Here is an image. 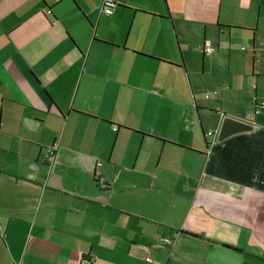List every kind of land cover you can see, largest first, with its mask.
Segmentation results:
<instances>
[{
  "label": "crops",
  "instance_id": "crops-1",
  "mask_svg": "<svg viewBox=\"0 0 264 264\" xmlns=\"http://www.w3.org/2000/svg\"><path fill=\"white\" fill-rule=\"evenodd\" d=\"M119 4L0 0V264H264V0ZM173 22L217 31L215 98ZM222 111L253 130L218 141Z\"/></svg>",
  "mask_w": 264,
  "mask_h": 264
},
{
  "label": "rangeland",
  "instance_id": "rangeland-1",
  "mask_svg": "<svg viewBox=\"0 0 264 264\" xmlns=\"http://www.w3.org/2000/svg\"><path fill=\"white\" fill-rule=\"evenodd\" d=\"M168 27L170 29L171 39H172V50H171V55L169 58L174 60V61L172 60H168V61H171L174 64H179L181 62V57H180V53L178 50V46L177 44L175 45L176 43L175 34L172 33V30H173L172 26L168 25ZM176 27L177 26L175 25L174 26L175 33L179 41L180 50L183 56V61L185 63L186 72L185 70L177 69L175 67L174 68L172 67V68L175 69L177 73H179V75H182L184 77L187 89L189 93L193 96V98H195L196 101L201 103V100L202 101L207 100L205 98V95L207 93L211 94V99L215 98L217 96V94H215L216 92L215 90L219 92L221 91V87L217 86L216 83L220 82L222 78V74H227L230 71V60L228 58V54L225 57L221 56V59H210V56L208 54H206L203 57L202 42L204 38L206 40V43L211 41L212 34L214 33L216 34L217 31L216 30L214 32L212 31V34H211V30L209 29L206 30V28L202 26L198 30L189 32L188 34L194 37L195 41H193L192 44L187 46L185 45V41L181 37V34L177 30ZM243 47H245V45L239 44L237 45L236 48L239 51H242L241 49ZM239 53L240 52H237L234 50L233 56L235 57L237 56L236 54H239ZM242 53H245V52L242 51ZM261 54H262V57L260 58L258 57L257 62L264 63V59H263L264 50H262ZM167 59H168V56H167ZM250 59L251 61L248 67L249 74L252 72V68L254 70V66L252 65V58L250 57ZM233 62L234 61H232V63ZM231 70L233 71L232 66H231ZM211 109L212 108H210V110H199V116H200L199 118H200L202 127L208 139L212 138L208 134L209 128L212 126L209 125L208 120L206 118V114L208 113L209 115H211V113H217L216 109H213V110ZM216 130L217 128L215 129V134L217 132Z\"/></svg>",
  "mask_w": 264,
  "mask_h": 264
},
{
  "label": "built area",
  "instance_id": "built-area-1",
  "mask_svg": "<svg viewBox=\"0 0 264 264\" xmlns=\"http://www.w3.org/2000/svg\"><path fill=\"white\" fill-rule=\"evenodd\" d=\"M119 5V0H103V5H102V11L105 12L106 14H113L115 11V8ZM49 14L52 13L51 10L47 11ZM243 49H246V47H244ZM217 50L215 45H212L210 43V41L208 43H204V52L211 55L213 54L215 51ZM216 93V92H215ZM210 93L206 94V98L210 97ZM262 107L264 106V101L261 102L260 104ZM211 134V131H209V135ZM58 147V145L55 143L53 144V146L51 148L48 149V153H47V160L48 161H52L53 157H54V153L56 148ZM101 164V163H100ZM0 233H1V226H0ZM173 240L169 239V238H163L159 241V247H162L166 244H172Z\"/></svg>",
  "mask_w": 264,
  "mask_h": 264
},
{
  "label": "water",
  "instance_id": "water-1",
  "mask_svg": "<svg viewBox=\"0 0 264 264\" xmlns=\"http://www.w3.org/2000/svg\"><path fill=\"white\" fill-rule=\"evenodd\" d=\"M221 116L223 119L217 136L218 141H223L238 133L251 131L254 128L250 123L234 118L225 112L221 113Z\"/></svg>",
  "mask_w": 264,
  "mask_h": 264
},
{
  "label": "trees",
  "instance_id": "trees-1",
  "mask_svg": "<svg viewBox=\"0 0 264 264\" xmlns=\"http://www.w3.org/2000/svg\"><path fill=\"white\" fill-rule=\"evenodd\" d=\"M120 5V4H119ZM256 59V58H255ZM184 66V65H183ZM207 145H209V142H207ZM224 247H227V248H230V249H233V250H236V251H242V249L240 248H237V247H232V246H228V245H223Z\"/></svg>",
  "mask_w": 264,
  "mask_h": 264
}]
</instances>
